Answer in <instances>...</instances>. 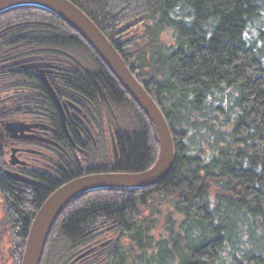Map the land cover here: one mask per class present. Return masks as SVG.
I'll use <instances>...</instances> for the list:
<instances>
[{"label":"trees","instance_id":"obj_1","mask_svg":"<svg viewBox=\"0 0 264 264\" xmlns=\"http://www.w3.org/2000/svg\"><path fill=\"white\" fill-rule=\"evenodd\" d=\"M72 1L159 104L175 162L155 185L70 199L39 264H264V0ZM8 24L25 34L18 41H46L77 58L81 83L71 81V88L110 96L103 118L108 114L120 154L89 172L139 171L154 163L152 122L80 34L37 6L1 12L0 26ZM98 120L93 134L102 146L93 148V158L107 155ZM5 193L7 215H30V223L37 207L23 205L27 196ZM18 242L23 251L25 240Z\"/></svg>","mask_w":264,"mask_h":264},{"label":"flooded vegetation","instance_id":"obj_2","mask_svg":"<svg viewBox=\"0 0 264 264\" xmlns=\"http://www.w3.org/2000/svg\"><path fill=\"white\" fill-rule=\"evenodd\" d=\"M17 25L0 26V264H19L18 241H26L31 223L30 215L14 220L7 215L5 192L27 196L30 202L23 205L38 209L58 186L110 166L120 154L108 114L103 118L110 96L92 87L71 88V81L81 83L79 65H73L77 58L65 57L63 48L46 41H18L25 34ZM97 120L105 129L102 158L92 153L102 146L93 134ZM11 124L15 130L8 129ZM34 191L41 193L39 199Z\"/></svg>","mask_w":264,"mask_h":264},{"label":"water","instance_id":"obj_3","mask_svg":"<svg viewBox=\"0 0 264 264\" xmlns=\"http://www.w3.org/2000/svg\"><path fill=\"white\" fill-rule=\"evenodd\" d=\"M19 6L47 9L78 32L152 122L158 140L156 160L146 169L87 173L66 181L49 193L30 223L20 263L39 264L49 230L70 199L106 188H145L161 182L173 168L175 146L170 125L159 104L132 72L113 42L84 10L72 0H0V13ZM14 124L8 129L15 130Z\"/></svg>","mask_w":264,"mask_h":264},{"label":"rangeland","instance_id":"obj_4","mask_svg":"<svg viewBox=\"0 0 264 264\" xmlns=\"http://www.w3.org/2000/svg\"><path fill=\"white\" fill-rule=\"evenodd\" d=\"M264 22V21H263ZM257 23H260V20H257ZM170 31H166V32H164V38L168 41V42H170V40H171V37H169L170 35ZM108 241H110V239H107V240H104V243H106V242H108ZM228 254H230V252H228ZM227 253L225 254V262L229 259V255H228Z\"/></svg>","mask_w":264,"mask_h":264},{"label":"bare ground","instance_id":"obj_5","mask_svg":"<svg viewBox=\"0 0 264 264\" xmlns=\"http://www.w3.org/2000/svg\"><path fill=\"white\" fill-rule=\"evenodd\" d=\"M64 21V20H63ZM65 22V21H64ZM78 33V32H77ZM79 34V33H78ZM85 40V39H84ZM86 41V40H85ZM89 45V44H88ZM90 46V45H89ZM91 47V46H90ZM92 48V47H91ZM96 53V52H95ZM101 59V58H100ZM102 60V59H101ZM103 61V60H102ZM104 63V62H103ZM105 64V63H104ZM140 171V170H139Z\"/></svg>","mask_w":264,"mask_h":264}]
</instances>
